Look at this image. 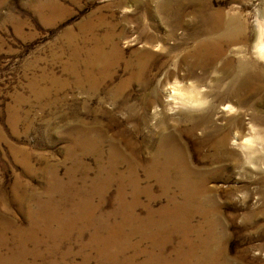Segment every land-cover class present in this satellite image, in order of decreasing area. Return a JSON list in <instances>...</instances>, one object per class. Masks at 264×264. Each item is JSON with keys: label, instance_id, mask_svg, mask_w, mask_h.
<instances>
[{"label": "rangeland", "instance_id": "obj_1", "mask_svg": "<svg viewBox=\"0 0 264 264\" xmlns=\"http://www.w3.org/2000/svg\"><path fill=\"white\" fill-rule=\"evenodd\" d=\"M29 1L4 0L0 7V218L26 228L30 222L26 212L36 211L34 201H45L43 191L51 172H57L58 180L65 182L68 129L85 124L101 126L108 136L125 130L126 136L138 142L149 132L157 134L156 125L164 117L153 120L152 115L156 109L163 113L165 98L159 94L160 103L153 104L152 96L158 94L157 84L162 85L168 79L170 84L181 78L189 84L225 85L224 90L240 95L244 94V81L256 77L258 80L247 86L255 94L244 102L241 114L220 115L217 122L241 118L246 128L252 123L255 133L264 136V62L253 51L257 21L263 25L264 35V0H203L211 8L207 23L203 11L194 6L195 0H56L61 10L55 14L36 12ZM240 25L247 41L231 45L215 62H200L194 69L198 46ZM213 27L216 32L207 39L203 37ZM84 33L89 39L86 50H94L103 41L107 46L116 44L122 60L101 77L94 70L86 88H80L75 86L74 78H69L66 69L68 65H76L71 61L72 47L83 51ZM144 53L147 57H143ZM239 63H242L241 74L237 70ZM128 64L133 66V71L142 65L147 77H155L150 87L129 80V71L124 70ZM127 98L128 102L123 104ZM235 101L231 100L233 106ZM190 111L194 112L195 120L203 116L194 109L164 112L167 129L188 127V120L192 119ZM136 121H146L147 125L141 133L133 134ZM262 139L251 162L243 156L247 152L242 154L232 142L227 157L220 163L214 157L206 158V149L197 153L191 143L189 146L190 159L196 166L218 172L208 187L214 191L228 229L227 257L245 264H264ZM27 156L28 165L24 159ZM114 193L115 188L107 194L106 201L110 203ZM15 194H32V202L18 204L13 198ZM58 203L55 201V205ZM106 205V212L114 207ZM121 221V218L112 221L99 218L94 221L95 232ZM50 231L42 238L48 239L46 243L62 237L55 225ZM91 233L89 229L82 232L83 244ZM33 235L34 240H40L41 236ZM76 241L73 235L72 251L63 245L60 252L75 256L78 261L83 253ZM50 247L47 244L30 251L43 254Z\"/></svg>", "mask_w": 264, "mask_h": 264}, {"label": "bare ground", "instance_id": "obj_2", "mask_svg": "<svg viewBox=\"0 0 264 264\" xmlns=\"http://www.w3.org/2000/svg\"><path fill=\"white\" fill-rule=\"evenodd\" d=\"M3 3L4 0H0V7ZM29 6L36 12L55 14L61 10L56 0H30ZM194 6L203 11L207 23L211 15L210 3L195 0ZM255 26L253 51L264 62L263 25L257 21ZM215 32L213 27L206 30L203 37L207 39ZM84 35L83 51L72 47L74 58L71 61L76 65H68L66 69L69 78H74L75 86L80 88H86L94 70L101 77L109 67L122 60V52L116 44L107 46L103 41L94 50H86L89 39ZM245 41L247 37L240 25L204 42L197 47L194 69L200 62H215L228 47ZM241 66L239 63L240 74ZM124 70L129 71L130 81L144 83L145 87H150L155 79L146 76L142 65L137 71H133L131 64L124 65ZM257 80L256 77L245 80L244 94L240 95L224 90L225 85L189 84L181 78L172 84L169 79L162 85L157 84L158 94L152 96V103L159 104L162 95L165 104L161 109L163 113L156 109L152 118L157 120L163 116L164 120L156 125L157 134L149 132L139 142L126 136L125 130L108 136L101 126L85 124L68 129L66 134L70 142L64 158L65 182L58 180L57 172H51L48 186L43 191L45 201H34L36 211L28 209L26 212L30 220L26 228H20L8 218H0V264H36L38 261L40 264H245L227 257L228 229L220 215L214 191L208 187L218 172L196 166L190 159L189 146L191 143L197 153L206 149V158L214 157V161L220 163L227 157L232 142L242 154L247 152L243 156L251 162L264 136L255 133L252 123L246 128L241 118L229 122L222 120L221 123L217 120L220 115L236 117L241 114L244 102L255 94L247 86ZM231 100H236V106ZM127 102L128 98L122 101L123 104ZM184 109L197 110L203 116L195 120L194 112L190 111L192 119L188 120V127L168 130L164 112H184ZM146 125V121L134 122L132 133H141ZM246 129L248 134L245 135ZM24 159L28 165V156ZM113 188V201L111 199L109 203L106 196ZM13 198L18 204L32 202V194H15ZM55 201L63 207L55 205ZM106 204L114 205L111 211H105ZM99 218L107 221L121 218L122 221L95 232L94 221ZM52 225L62 237L46 243L48 239L42 238L51 232ZM87 229L94 234L91 233L88 242L83 244L82 232ZM33 234L41 236L40 240H34ZM73 235L83 253L78 261L75 256L60 252L63 245L72 251ZM132 241L136 243L132 244ZM47 244L51 247L43 254L38 250L30 251Z\"/></svg>", "mask_w": 264, "mask_h": 264}]
</instances>
